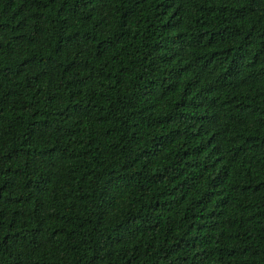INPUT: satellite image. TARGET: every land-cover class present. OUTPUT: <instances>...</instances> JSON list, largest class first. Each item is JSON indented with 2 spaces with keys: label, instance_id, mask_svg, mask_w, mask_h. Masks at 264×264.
Segmentation results:
<instances>
[{
  "label": "trees",
  "instance_id": "obj_1",
  "mask_svg": "<svg viewBox=\"0 0 264 264\" xmlns=\"http://www.w3.org/2000/svg\"><path fill=\"white\" fill-rule=\"evenodd\" d=\"M0 264H264V0H0Z\"/></svg>",
  "mask_w": 264,
  "mask_h": 264
}]
</instances>
